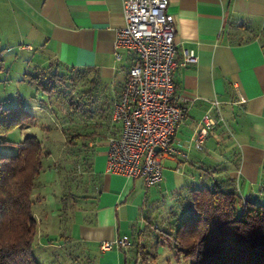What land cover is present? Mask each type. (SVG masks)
<instances>
[{
    "label": "crops",
    "instance_id": "0c3cea01",
    "mask_svg": "<svg viewBox=\"0 0 264 264\" xmlns=\"http://www.w3.org/2000/svg\"><path fill=\"white\" fill-rule=\"evenodd\" d=\"M122 8L123 0H0V41L26 42L20 51H33L35 43L42 52L37 65L56 63L99 81L88 107L92 118L80 121L90 134L92 183L85 191L89 217L79 234L81 241L96 246L100 264H119V251L126 256L135 252L149 232L154 234L151 223L162 221L171 205L161 198L171 200L189 186L229 179L242 198L264 199V0H168L178 61L175 95L185 114L173 137L180 153L165 159L187 171L178 172L183 177L179 182L177 169L165 167L162 180L150 187L141 178L107 170L108 138L121 130L111 117L113 101L134 59L124 48L116 49L120 58L115 57ZM186 51L194 53L195 62H183ZM213 101L217 108L210 112L221 120L199 150L192 136ZM121 237H127V246L100 248Z\"/></svg>",
    "mask_w": 264,
    "mask_h": 264
},
{
    "label": "trees",
    "instance_id": "16d2710c",
    "mask_svg": "<svg viewBox=\"0 0 264 264\" xmlns=\"http://www.w3.org/2000/svg\"><path fill=\"white\" fill-rule=\"evenodd\" d=\"M58 65H37L33 72H25L24 78L35 87L32 98L43 104L39 110L47 105L49 114L60 121V131L69 151H73L65 163L76 162L78 157L86 170L91 166L87 147L90 134L80 121L92 118L88 107L99 81L87 77L84 71ZM74 87L78 88L75 94L69 90ZM53 98L63 107L60 116L54 106L50 107ZM37 121L21 95L15 106L0 105V135L33 127ZM17 148L16 153L0 155V264H39L32 253L37 237L32 192L45 150L34 134L26 135ZM224 181L226 184L184 188L165 208L160 226L151 225L189 264H264V203L257 198H242L231 180Z\"/></svg>",
    "mask_w": 264,
    "mask_h": 264
},
{
    "label": "built area",
    "instance_id": "2783aa9c",
    "mask_svg": "<svg viewBox=\"0 0 264 264\" xmlns=\"http://www.w3.org/2000/svg\"><path fill=\"white\" fill-rule=\"evenodd\" d=\"M167 5L168 0H123L124 25L114 40L117 59L118 48L130 51L134 59L126 70L120 94L113 101L111 117L121 123V130L108 138L107 170L141 178L146 187L162 180V160L180 153L173 146V137L185 114L175 95V25ZM195 61L192 51L184 53V63ZM239 101L244 99L240 97ZM212 108H217L216 101L200 117L192 136L199 150L208 131L221 120L211 114ZM128 244L127 237H121L102 242L100 248Z\"/></svg>",
    "mask_w": 264,
    "mask_h": 264
},
{
    "label": "rangeland",
    "instance_id": "374dc122",
    "mask_svg": "<svg viewBox=\"0 0 264 264\" xmlns=\"http://www.w3.org/2000/svg\"><path fill=\"white\" fill-rule=\"evenodd\" d=\"M22 43L26 42L0 41V50L6 49L7 45H15L10 52L0 54V105L15 106L18 95H21L38 121L33 127H23L0 135V155L16 153L17 143L29 134L36 135L45 150L42 168L32 192L33 216L37 222V237L32 253L39 264H100L96 246L81 241L79 234V226L86 223L91 209L90 198L85 192L92 183L89 168L84 170L78 157L76 162L72 160L65 163L73 151H69L60 131V121L49 114L47 105L48 108L39 110L43 104L32 98L35 87L24 78L25 72L34 71L42 52L35 43L33 51H20ZM77 89L69 88L74 94ZM51 106L58 110L59 116L63 114L58 99L52 100ZM162 165L164 168L177 169L179 182L183 180L182 175L178 174L187 171L183 166L165 158ZM194 172H197L196 177L200 173L199 170ZM258 201L264 203V199ZM173 202L174 197L171 200L161 198V203L166 206ZM153 231L154 234L149 232L148 240L144 239L145 244L144 240L137 244L135 252L132 250L126 256L124 251H119V264H189V260L172 248L171 241L158 236L155 228ZM143 244L147 246L146 253L142 251Z\"/></svg>",
    "mask_w": 264,
    "mask_h": 264
},
{
    "label": "water",
    "instance_id": "95a60500",
    "mask_svg": "<svg viewBox=\"0 0 264 264\" xmlns=\"http://www.w3.org/2000/svg\"><path fill=\"white\" fill-rule=\"evenodd\" d=\"M155 149H156V150H159V148H158V147H155Z\"/></svg>",
    "mask_w": 264,
    "mask_h": 264
}]
</instances>
